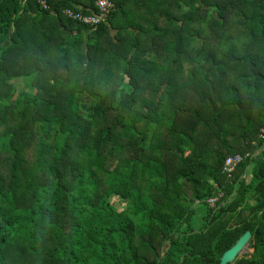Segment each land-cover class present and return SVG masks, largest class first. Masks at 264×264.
<instances>
[{
    "label": "trees",
    "instance_id": "trees-1",
    "mask_svg": "<svg viewBox=\"0 0 264 264\" xmlns=\"http://www.w3.org/2000/svg\"><path fill=\"white\" fill-rule=\"evenodd\" d=\"M74 1L0 0V264H264V0Z\"/></svg>",
    "mask_w": 264,
    "mask_h": 264
},
{
    "label": "built area",
    "instance_id": "built-area-1",
    "mask_svg": "<svg viewBox=\"0 0 264 264\" xmlns=\"http://www.w3.org/2000/svg\"><path fill=\"white\" fill-rule=\"evenodd\" d=\"M39 6L44 10H50L46 0H36ZM94 11L83 12L72 7H60L58 12L65 19L79 23L81 25L94 27L97 24L106 22L110 10L114 7L111 0H95ZM248 154H233L225 158L222 172L229 178L236 171L239 164L247 157ZM223 197V193L219 191L216 195L209 197L207 203L209 206H215Z\"/></svg>",
    "mask_w": 264,
    "mask_h": 264
},
{
    "label": "rangeland",
    "instance_id": "rangeland-1",
    "mask_svg": "<svg viewBox=\"0 0 264 264\" xmlns=\"http://www.w3.org/2000/svg\"><path fill=\"white\" fill-rule=\"evenodd\" d=\"M132 2H133L132 0L129 1L130 6H133V7H130V8H134L135 10L142 9V5L138 6V5L133 4ZM120 20H121V23L127 24L125 18H120ZM233 25H236V23L234 22ZM233 25L231 27H229L228 30H226L223 34H219V36H217L216 34H214L213 30H211V29H202L199 26H196V25L193 24L192 25L193 28H195V30L198 29L199 33H194L196 39L194 40V38H193L192 44H195L197 42V40H199V43L197 42V44L199 45L201 39L205 38V39H203V41H201V45H202V43L203 44L206 43L209 46H210V44H212V45L215 44V46L220 44V46H216V48L221 50V51H226L228 49L227 42H228V40H230V41H235L236 44H237L236 47L240 48V47H242V46H240V44H242L245 41V39L241 37L239 28L234 27ZM205 27H206V25H205ZM112 32H115V30H113ZM219 54H220V52H219ZM14 85L19 90H20V88L24 89L22 87L23 84H22V80L21 79L15 80L14 81ZM123 87L125 88V90H129V86H128V84L126 82L123 83ZM25 90H27V88H25ZM127 123L128 124H132V118H131L130 115L127 116ZM109 201L112 203V205L116 209H119V210L124 208L127 205L126 202L121 201L118 197L113 196V195L109 198ZM251 252H252V248H250L247 245L242 250V252L239 254V256L248 255Z\"/></svg>",
    "mask_w": 264,
    "mask_h": 264
},
{
    "label": "water",
    "instance_id": "water-1",
    "mask_svg": "<svg viewBox=\"0 0 264 264\" xmlns=\"http://www.w3.org/2000/svg\"><path fill=\"white\" fill-rule=\"evenodd\" d=\"M251 238V232L246 230L243 232L237 240L225 250L219 258L218 264H229L234 261V259L239 255L245 246L248 245V242Z\"/></svg>",
    "mask_w": 264,
    "mask_h": 264
},
{
    "label": "crops",
    "instance_id": "crops-1",
    "mask_svg": "<svg viewBox=\"0 0 264 264\" xmlns=\"http://www.w3.org/2000/svg\"><path fill=\"white\" fill-rule=\"evenodd\" d=\"M74 3H77L79 7H85L86 1L85 0H75Z\"/></svg>",
    "mask_w": 264,
    "mask_h": 264
}]
</instances>
